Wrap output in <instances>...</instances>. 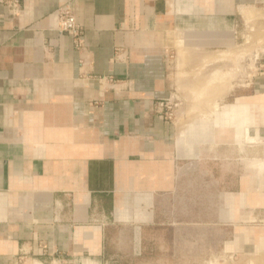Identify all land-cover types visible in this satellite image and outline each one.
Listing matches in <instances>:
<instances>
[{
  "label": "crops",
  "instance_id": "0c3cea01",
  "mask_svg": "<svg viewBox=\"0 0 264 264\" xmlns=\"http://www.w3.org/2000/svg\"><path fill=\"white\" fill-rule=\"evenodd\" d=\"M18 1L12 14L0 0V264H180L181 238L204 257L260 248L264 80L222 106L233 124L186 132L157 106L168 48L234 46L264 0ZM60 8L82 49L57 30ZM229 171L230 188L215 176Z\"/></svg>",
  "mask_w": 264,
  "mask_h": 264
},
{
  "label": "rangeland",
  "instance_id": "374dc122",
  "mask_svg": "<svg viewBox=\"0 0 264 264\" xmlns=\"http://www.w3.org/2000/svg\"><path fill=\"white\" fill-rule=\"evenodd\" d=\"M241 17L238 27L239 39L232 47L224 49L170 47L167 49L166 68L169 83L167 111L171 113L170 119L178 128L183 127L182 130L187 132L189 128L195 127V123H204V119L209 120L214 117V124L221 121L233 124V120H225L220 116L222 106L233 102L237 93L247 91L253 83L263 82L264 4L245 9ZM201 128L204 129V126L202 125ZM215 162L213 160L210 167L217 171ZM215 176H226V182L230 188L233 186L236 173L229 171L227 175H221L219 172ZM188 240L185 238L179 240L180 246L185 249L184 254L180 253L177 257L180 264H191L193 260L194 264H204L210 260V257L211 264H264V239L261 242L262 250L260 246L258 248L260 250L257 249L255 252H238L228 255L212 253L210 257L209 255L204 257L198 253L202 247L199 246L200 239L192 240L196 246H187ZM157 241L164 242V246H170L169 239H157ZM155 242L153 238L150 244L155 245ZM188 247L197 254L193 250L189 253ZM148 257L149 262L142 264H172L171 255H165L163 263L155 262V254H150ZM44 264L73 263L68 260H56Z\"/></svg>",
  "mask_w": 264,
  "mask_h": 264
},
{
  "label": "built area",
  "instance_id": "2783aa9c",
  "mask_svg": "<svg viewBox=\"0 0 264 264\" xmlns=\"http://www.w3.org/2000/svg\"><path fill=\"white\" fill-rule=\"evenodd\" d=\"M1 1L5 2L9 11L12 14H15L17 12L19 7L18 0H1ZM56 14H57V23H56L57 30L61 32L70 33L73 37L74 47L76 49H82L84 44V26L76 20L74 12L68 8H60L56 10ZM122 53L123 52H121V50L117 48L115 50L114 60L121 58ZM80 62L81 64H83L82 58ZM163 107L165 108V111L163 113L164 116L171 118V113L167 111L169 108L168 99H166L164 102L163 101L160 102L157 106V110L163 111Z\"/></svg>",
  "mask_w": 264,
  "mask_h": 264
},
{
  "label": "bare ground",
  "instance_id": "6f19581e",
  "mask_svg": "<svg viewBox=\"0 0 264 264\" xmlns=\"http://www.w3.org/2000/svg\"><path fill=\"white\" fill-rule=\"evenodd\" d=\"M245 106H246L245 102H242V100H239L235 104L228 106V107H231V110L237 109V113H240L239 111H241L243 109V107H245ZM205 121H206V119H204V122ZM203 126H204V129H206V130H209V128H210V126H208V125H203ZM247 139L252 140L253 138L247 135Z\"/></svg>",
  "mask_w": 264,
  "mask_h": 264
}]
</instances>
